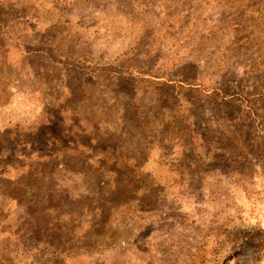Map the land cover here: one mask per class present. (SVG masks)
I'll list each match as a JSON object with an SVG mask.
<instances>
[{
    "label": "rangeland",
    "instance_id": "obj_1",
    "mask_svg": "<svg viewBox=\"0 0 264 264\" xmlns=\"http://www.w3.org/2000/svg\"><path fill=\"white\" fill-rule=\"evenodd\" d=\"M0 264H264V0H0Z\"/></svg>",
    "mask_w": 264,
    "mask_h": 264
}]
</instances>
